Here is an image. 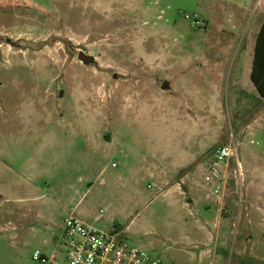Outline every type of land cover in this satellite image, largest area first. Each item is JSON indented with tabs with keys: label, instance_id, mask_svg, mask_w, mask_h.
<instances>
[{
	"label": "rangeland",
	"instance_id": "1",
	"mask_svg": "<svg viewBox=\"0 0 264 264\" xmlns=\"http://www.w3.org/2000/svg\"><path fill=\"white\" fill-rule=\"evenodd\" d=\"M228 8L0 0V264L51 259L69 216L167 264H264V99L204 77L206 54L231 63ZM229 143L215 196L206 165ZM163 169L189 174L183 195L147 174Z\"/></svg>",
	"mask_w": 264,
	"mask_h": 264
},
{
	"label": "built area",
	"instance_id": "2",
	"mask_svg": "<svg viewBox=\"0 0 264 264\" xmlns=\"http://www.w3.org/2000/svg\"><path fill=\"white\" fill-rule=\"evenodd\" d=\"M185 18L189 19V16ZM236 155L233 144H223L214 151L210 163L206 165L204 179L211 185L215 196L225 188V168ZM61 247L51 259H46L38 251L33 253L32 258L40 264H167L129 245L117 234L100 231L75 216L67 217L63 223ZM58 254L63 256L61 260L57 259Z\"/></svg>",
	"mask_w": 264,
	"mask_h": 264
},
{
	"label": "crops",
	"instance_id": "3",
	"mask_svg": "<svg viewBox=\"0 0 264 264\" xmlns=\"http://www.w3.org/2000/svg\"><path fill=\"white\" fill-rule=\"evenodd\" d=\"M219 3L225 4L229 7L228 9H231L232 12L230 17H233V24L231 27L238 30L239 36L222 43V52H224V57L228 56V48H232L230 49L231 53L229 55L231 63L227 69L224 67L225 71L223 70L222 73L220 68H222L224 64L223 61L211 62L207 54L203 57L206 68L204 77L217 78L220 75L222 77H226L225 72L228 71L229 73L227 76L233 78L238 86L240 84L241 88H245L247 91L259 96L256 87L251 80V73L253 71L257 50V59L260 65L259 68L256 69L257 77L260 79L264 76V37L259 39V47L257 46L256 48L257 37L264 22V0H219ZM248 10L250 11L247 12L248 15H246V11ZM208 45L210 46V42L207 41L205 43L206 50H208ZM200 74H203V72H200ZM167 157L168 156H164L162 158L164 159ZM191 158L186 157L174 168V170L179 168L184 170L185 166L190 164ZM147 174L155 181V183H157V185L159 184L169 187V191L172 190L181 195L184 194L183 181L187 180L189 177L188 173H183L178 180L169 184L171 173L168 170L163 169L162 171L160 170L159 173H156L153 170H148Z\"/></svg>",
	"mask_w": 264,
	"mask_h": 264
},
{
	"label": "trees",
	"instance_id": "4",
	"mask_svg": "<svg viewBox=\"0 0 264 264\" xmlns=\"http://www.w3.org/2000/svg\"><path fill=\"white\" fill-rule=\"evenodd\" d=\"M263 37H264V22H263V25L260 29L258 37H257L256 48H257V46L259 47V39H262ZM259 66L260 65L258 63L257 50H256V55H255V60H254V65H253V71L251 73V80L254 83L259 96L264 98V76L260 79H259V77H257V70L256 69L259 68Z\"/></svg>",
	"mask_w": 264,
	"mask_h": 264
},
{
	"label": "water",
	"instance_id": "5",
	"mask_svg": "<svg viewBox=\"0 0 264 264\" xmlns=\"http://www.w3.org/2000/svg\"><path fill=\"white\" fill-rule=\"evenodd\" d=\"M79 58L82 59L85 62H88V57H86V56H84L82 54H79Z\"/></svg>",
	"mask_w": 264,
	"mask_h": 264
}]
</instances>
